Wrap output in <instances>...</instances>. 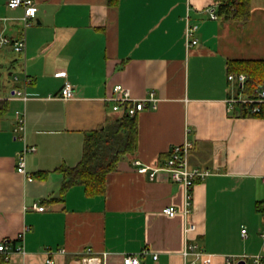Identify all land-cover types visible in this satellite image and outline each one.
<instances>
[{
	"label": "crops",
	"instance_id": "crops-1",
	"mask_svg": "<svg viewBox=\"0 0 264 264\" xmlns=\"http://www.w3.org/2000/svg\"><path fill=\"white\" fill-rule=\"evenodd\" d=\"M6 2L0 30L24 35L25 48L0 46V72L8 70L0 95L8 101L0 118V242L11 251L0 264H46L47 257L80 264L88 248L110 252L107 264L143 249L139 264H184L192 243L211 255L210 264L228 257L249 264L264 253V216L255 208L264 200V111L241 115L238 105L226 106L246 95L228 79L235 75L228 60L264 58V7L251 0L249 18L240 21L220 15L214 0H33L38 9L24 27L23 7ZM186 21L198 25L188 47ZM65 80L71 98L59 96ZM115 84L133 97L153 91L157 98L135 115L136 148L107 173L103 194L89 196L79 184L61 193L59 168L80 160L87 133L121 115L109 99ZM16 88L27 99L13 95ZM16 110L24 114V141L13 130ZM186 139L190 166L210 170L192 188L188 217L180 183L163 169L150 179L132 162L161 166ZM24 145L36 148L25 153L31 180L16 170ZM166 205L177 213L164 214ZM186 219L194 224L189 232Z\"/></svg>",
	"mask_w": 264,
	"mask_h": 264
},
{
	"label": "built area",
	"instance_id": "built-area-1",
	"mask_svg": "<svg viewBox=\"0 0 264 264\" xmlns=\"http://www.w3.org/2000/svg\"><path fill=\"white\" fill-rule=\"evenodd\" d=\"M7 7L16 8L18 6L23 7V15L21 16V21L24 27L29 25V20L33 19L36 15L37 6L33 0H7ZM210 18L216 19L218 16L213 10L209 13ZM6 20L5 17H0V26L2 22ZM185 27V43L186 46H190L197 42L194 36L198 29V25L195 23H190L186 21ZM10 45L15 52H21L25 48V37L24 35L19 36L17 39H11L6 36L2 30H0V46ZM13 80H19L17 75H12ZM228 79H235L242 86L246 75L244 73L229 74ZM23 83H28L29 78L23 77ZM113 95L109 97L112 101L111 109L113 112L118 114L126 113L129 116L136 115L137 112L143 110L147 105L154 107L157 101L156 96L153 91H149L147 95L136 98L130 93V90L121 84H115L112 88ZM13 95L19 96L24 100L27 99V94L22 89H14ZM59 96L62 98H71L73 96V88L69 81L65 80L63 85L59 90ZM235 105L246 106L247 111L250 113H259L261 108H264V85H257L254 88L253 96H238L229 97L226 100L227 110L234 109ZM13 130L18 133V138L24 141L25 138V119L24 114L16 110L15 111V125ZM191 147V142L189 140H184L180 144L173 145L169 151L168 155L161 166H150L143 164L139 159H134L132 162L136 166V170L139 173L147 174L150 179L156 176L158 170H166L171 177V180L180 183L184 188V210L183 214L188 217L190 214L189 206L191 204L192 198V188L194 184L198 181L203 180L209 175L210 170L202 169L199 167H192L189 164V150ZM34 145H24L22 151L17 156L16 170L22 173L28 180L32 179L30 173L25 170V153L26 151H35ZM33 208L36 210H43L42 205L33 204ZM164 214L168 216H174L177 213V209L173 205H166L161 210ZM185 231L189 232L194 229V224L186 219ZM241 235L246 236V229L241 228ZM264 236V233H262ZM17 238L23 240V232L17 235ZM16 250L24 252L23 244L17 246ZM10 249L5 242H0V260H7L10 255ZM146 253V250H141L138 253H123L121 255L122 264H139L140 257ZM110 252L104 251L100 254H94L88 248L86 254L81 257L80 264H107L106 258ZM184 257V264H210L211 255L204 250L200 249L196 244H186L182 251ZM156 258V254L152 255ZM243 260H232L230 257L227 258L226 264H243ZM54 260L51 257H47L45 260L46 264H53ZM244 264H246L244 262ZM249 264H264V253L254 254L251 256V262Z\"/></svg>",
	"mask_w": 264,
	"mask_h": 264
},
{
	"label": "trees",
	"instance_id": "trees-1",
	"mask_svg": "<svg viewBox=\"0 0 264 264\" xmlns=\"http://www.w3.org/2000/svg\"><path fill=\"white\" fill-rule=\"evenodd\" d=\"M218 12L224 18L245 21L250 16L251 0H214ZM228 71L244 73L246 79L241 88L247 96L254 95L257 85H264V58H238L228 60ZM5 88L0 72V95ZM8 110V101L0 98V118ZM241 115L250 113L246 106H239ZM136 116L126 113L119 115L84 137L80 160L71 167H60L63 175L60 192L64 193L72 185H82L89 196L101 195L105 191L108 172L114 170L119 159L136 148ZM168 155V153H167ZM256 210L264 216V200L256 201Z\"/></svg>",
	"mask_w": 264,
	"mask_h": 264
},
{
	"label": "rangeland",
	"instance_id": "rangeland-1",
	"mask_svg": "<svg viewBox=\"0 0 264 264\" xmlns=\"http://www.w3.org/2000/svg\"><path fill=\"white\" fill-rule=\"evenodd\" d=\"M254 5H259V6H261V7H264V0H254ZM12 71H15L16 73H18V71L17 70H12ZM1 73H2V80L3 79H6L7 77H8V70L6 69H2L1 70Z\"/></svg>",
	"mask_w": 264,
	"mask_h": 264
},
{
	"label": "water",
	"instance_id": "water-1",
	"mask_svg": "<svg viewBox=\"0 0 264 264\" xmlns=\"http://www.w3.org/2000/svg\"><path fill=\"white\" fill-rule=\"evenodd\" d=\"M244 264V263H243Z\"/></svg>",
	"mask_w": 264,
	"mask_h": 264
}]
</instances>
